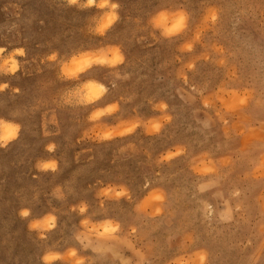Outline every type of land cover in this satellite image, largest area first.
Segmentation results:
<instances>
[{
    "label": "rangeland",
    "instance_id": "374dc122",
    "mask_svg": "<svg viewBox=\"0 0 264 264\" xmlns=\"http://www.w3.org/2000/svg\"><path fill=\"white\" fill-rule=\"evenodd\" d=\"M114 2L120 19L98 36L91 29L102 12L95 7L0 0L3 58L25 52L16 57L15 75L0 73V84H9L0 92V118L21 128L16 140L0 147V264H44L48 252L70 249L85 264H174L198 252L207 253V264H264V0ZM180 10L188 15L187 29L162 38L150 20ZM104 47H119L125 63L115 70L93 67L79 80L62 78V61ZM52 54L57 61L47 59ZM113 71L127 78L116 79ZM89 80L109 89L102 100L87 107L64 102ZM160 102L165 113L153 108ZM114 103L118 113L89 121L93 111ZM162 115L171 119L158 134L138 128L100 141L92 131ZM53 144L56 150L49 152ZM41 160H55L58 170L41 172ZM201 161L216 171L201 175L195 171ZM217 178V187L197 190ZM58 187L62 200L53 195ZM108 187L127 195H100ZM225 201L228 220L220 217ZM82 204L84 214L78 211ZM49 214L57 227L42 239L31 224ZM85 220L89 228L106 221L120 225L118 239L92 236L94 247L112 251L94 252L76 239L88 231Z\"/></svg>",
    "mask_w": 264,
    "mask_h": 264
},
{
    "label": "clouds",
    "instance_id": "9594fccd",
    "mask_svg": "<svg viewBox=\"0 0 264 264\" xmlns=\"http://www.w3.org/2000/svg\"><path fill=\"white\" fill-rule=\"evenodd\" d=\"M69 6H78L81 9H87L95 7L101 10L102 14L93 17L94 27L91 29L95 35L104 36L120 19L118 10L120 5L114 0H67ZM188 15L183 10L171 13L168 11H161L150 20L152 28L159 31L160 36L164 39L171 40L180 34H182L188 27ZM215 21L216 16L213 14L210 17ZM187 50H191L192 45L185 46ZM25 55L24 50H18L9 55L6 59L3 58V50H0V73L6 75H15L19 69L20 64L16 57H23ZM49 61H57V54H52L47 57ZM125 63V57L122 50L119 47H104L94 51L81 52L73 55L70 59L61 62V75L62 78L68 80H79L80 76L92 69L93 67H103L111 70L117 69L120 65ZM112 75L116 79H126L122 77L118 71H113ZM115 87V84H113ZM9 88V84H0V92ZM18 91V90H16ZM109 92V89L101 82L96 80H89L80 87L68 92L64 97L66 104H75L77 106L87 107L93 105L102 100ZM243 103V101H241ZM155 111L165 113L167 111V105L163 102L154 104ZM120 111V105L114 103L104 108H98L93 111L88 119L90 122L97 124L105 117L113 116ZM171 117L162 115L158 118H151L148 120L143 119L140 116H136L130 120H120L115 127L112 126H99L93 128L95 138L100 141H106L114 139L117 136L123 137L133 134L138 128H143L144 131L151 134H158L164 126V122H167ZM21 131L20 125L9 122L0 118V147L7 148L8 145L17 139ZM56 145H50L48 147L49 152H54ZM177 152L176 155H179ZM164 159H171V154L164 157ZM37 168L41 172H53L58 170V164L55 160H41L37 163ZM201 175H208L216 171L214 165L209 161L204 163L201 161L199 167L195 169ZM219 184V178L216 180H209L204 183H199L196 187L201 193L207 192L210 189L217 187ZM53 195L58 199H64V193L61 188H56ZM100 195L108 197L110 199H120L127 195V191L124 189L118 190L115 187H108L102 190ZM239 195V193H234ZM217 197L223 199V193H216ZM157 199H163L162 196L156 197ZM225 211L220 213V217L223 220L231 218V208L228 207V202L225 201ZM205 209L208 214L212 213L211 205L205 203ZM76 209H74L75 211ZM88 210L87 205L82 204L79 206L78 211L81 214L86 213ZM27 210L21 213L22 216H29ZM83 225L88 231L81 232L76 236V239L83 245L85 249L92 248L94 252H110V248L104 249L101 247H94L92 242V236L95 235L100 240H115L118 239L116 234L120 231V225L112 221H106L99 225H92L89 228V221L85 220ZM57 227V217L53 214H49L41 220H37L31 224L33 230H37L41 233V238H45L44 234L52 231ZM119 258V257H118ZM73 259L75 264H85V258L78 257V253L75 249H70L66 254L61 255L57 252H48L43 256L44 264H54L58 260ZM122 264H129L127 260H123ZM174 264H207V253L198 252L191 256H180Z\"/></svg>",
    "mask_w": 264,
    "mask_h": 264
}]
</instances>
